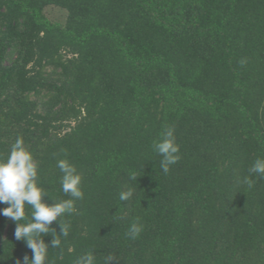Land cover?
I'll use <instances>...</instances> for the list:
<instances>
[{"label": "trees", "instance_id": "obj_1", "mask_svg": "<svg viewBox=\"0 0 264 264\" xmlns=\"http://www.w3.org/2000/svg\"><path fill=\"white\" fill-rule=\"evenodd\" d=\"M169 126L181 158L165 174ZM17 137L44 202L71 198L59 160L82 176L68 235L54 221L41 237L46 264H264V178L248 171L264 159V0H0V161ZM16 227L0 215V264L33 257Z\"/></svg>", "mask_w": 264, "mask_h": 264}, {"label": "clouds", "instance_id": "obj_2", "mask_svg": "<svg viewBox=\"0 0 264 264\" xmlns=\"http://www.w3.org/2000/svg\"><path fill=\"white\" fill-rule=\"evenodd\" d=\"M247 61L242 59L241 65ZM154 151L161 157L160 162L163 173L167 174L170 166L180 160V146L176 143L175 128L169 126L163 133V139L154 143ZM57 167L63 173L61 179L62 191L70 196V199L49 205L43 201L47 192L37 184L38 165L30 151L24 147L22 137H17L11 147L10 155L6 161H0V204L8 206L0 210L3 215L16 222L17 227L14 233L16 240H25L27 247L32 250L33 257L29 260L24 257L23 264H46L49 245L45 243L42 236L49 234L50 225L58 221L61 227V234L68 235L67 224L61 223V218L66 214H72L77 211L75 201L83 199L82 176L77 172L76 167L67 159H61L57 162ZM249 175L255 173L264 178V159L257 158L249 168ZM132 179H136L135 176ZM244 183L249 188L254 186V181L245 177ZM132 192H121L119 199L128 200ZM25 204L33 209L31 222L20 224L18 222L25 220ZM142 231V226L134 223L131 225L128 235L135 239ZM61 244L58 238L53 237L51 247L57 248ZM114 257L108 255L104 258V264H112ZM19 264V262H18ZM75 264H95V256L89 252L77 258Z\"/></svg>", "mask_w": 264, "mask_h": 264}, {"label": "rangeland", "instance_id": "obj_3", "mask_svg": "<svg viewBox=\"0 0 264 264\" xmlns=\"http://www.w3.org/2000/svg\"><path fill=\"white\" fill-rule=\"evenodd\" d=\"M46 14L50 19L54 21H63L66 17V11L56 6L47 7Z\"/></svg>", "mask_w": 264, "mask_h": 264}]
</instances>
